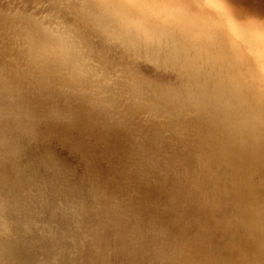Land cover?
<instances>
[{"label":"bare ground","instance_id":"obj_1","mask_svg":"<svg viewBox=\"0 0 264 264\" xmlns=\"http://www.w3.org/2000/svg\"><path fill=\"white\" fill-rule=\"evenodd\" d=\"M48 3L49 0H0V34L9 35L16 44L11 56L0 58V142L8 141L7 146L0 143V203L5 199L10 202L7 213L0 209V264L38 258L25 254L26 242L32 239L23 235V225L26 223H32L34 229L39 225L36 231L44 230L46 224L55 223L61 231L76 236L83 237L87 232L96 237L98 246L103 249L132 248L137 245L154 248L161 242L157 233L169 227L168 222L157 218L159 213L152 207V203L157 200L176 209L168 217L169 221L179 218L180 227L186 228L195 239L208 245L204 254L197 258L217 260L221 264H241L246 259H258L261 245L264 244V219L261 216L264 160L258 157L257 151L235 146L223 128L211 123L212 116L209 118L206 113L205 116L204 113L199 114L201 110L199 113H190V108L187 112L177 102L178 99H171L172 95L170 98L155 97L154 86H149L145 79L138 77L132 84L122 80L117 87L102 86L101 81H94L91 77L74 78L63 62L66 43L58 20L71 24L79 16L83 20L80 26H87L101 37L102 45L110 40L106 47L113 53L110 59L116 60L112 68L124 63L119 59H123L121 45L129 41V34L121 20L109 9L93 7L83 12L65 9L62 10V16H54L53 9L42 6ZM140 48L143 50V47ZM161 50L154 52L163 53ZM168 63L167 66L170 65ZM196 72L199 73L198 70ZM153 74L158 76L159 73ZM189 74L193 75L192 72ZM189 80L184 83L188 84ZM195 81L198 82L197 78ZM189 84L190 87L194 86ZM205 84H202L204 89L208 87ZM227 84L226 89L230 87ZM234 87L231 86L232 89L228 91ZM220 88L217 87L221 92ZM205 93H202V97ZM218 101L220 103V99ZM236 101L239 102L235 98ZM214 102L216 105L217 101ZM225 103L228 105V100ZM236 105L233 107L238 109ZM225 106L223 104V112L227 109ZM208 107L211 108L210 105ZM220 112L219 116L222 114ZM37 114L46 118L47 127L68 135L82 133L94 146L95 158L104 180L98 185V191L87 194V211L80 218L73 217L69 209V205H74L77 198L70 193L66 178L41 163L43 157L40 146L34 145L27 159L22 161V164L32 165L24 174L18 175L11 165L3 164L6 154L13 150L17 140L27 141L33 126L32 117ZM57 115L65 117V120L55 119ZM214 116L217 117V114ZM218 119L221 120L220 117ZM66 122H71L76 128H67ZM141 162L151 168L155 183L147 189L148 195L132 197L131 193L138 187L139 178L129 175L127 170ZM53 191L64 193L67 211L63 216L60 213L53 214L51 210L34 212L32 215L22 211L26 202H30L33 208L42 205ZM173 198L174 204L171 203Z\"/></svg>","mask_w":264,"mask_h":264},{"label":"snow or ice","instance_id":"obj_2","mask_svg":"<svg viewBox=\"0 0 264 264\" xmlns=\"http://www.w3.org/2000/svg\"><path fill=\"white\" fill-rule=\"evenodd\" d=\"M215 8L219 20L234 29L258 30L264 34V0H208ZM53 9L52 15H63L62 10L79 9L83 12L89 8L121 9L126 13L142 20L159 19L165 17L166 9H184L191 6L189 0H49L48 4L42 5ZM39 20V17L36 18ZM67 19V18H65ZM78 21V22H77ZM63 28L66 47L63 52V62L68 67L72 76L76 79L91 77L94 81H101L102 86H117L119 81L126 80L132 84L139 77L146 79L142 73H152L151 67L144 68L140 65L141 57L137 52V45L126 42L121 45L126 62L118 68H112L116 60L106 44L102 45L101 37L87 26L81 27L83 20L79 16L71 24L58 20ZM16 48L12 37L0 34V58L11 56ZM136 61V63H132ZM179 65V60H177ZM175 71L179 77L185 69L180 66L168 69ZM167 79V77H164ZM149 86L170 87L162 85L156 80H146ZM264 93V85L261 87ZM39 107V106H37ZM33 119V126L29 130L27 141L17 140L13 150L6 154L4 166L11 165L18 175L24 174L32 165L22 164L27 159V154L34 145L42 148L41 163L55 169L58 175L66 178L69 191L77 198L74 205H69L72 216L80 218L87 211V194L98 191V185L104 177L100 166L95 158L94 146L88 137L80 135H68L57 132L45 125V119L38 114ZM55 119L64 121L65 117L57 115ZM65 126L75 129L76 125L66 122ZM3 143L7 146L8 141ZM129 175L139 178V184L131 193L132 197L148 195L147 189L151 188L153 172L147 163L141 162L132 169H128ZM172 204L175 203L173 198ZM10 202L5 199L0 203V209L5 213L9 211ZM18 207V205H13ZM152 207L157 210V217L162 222H168L169 227L161 229L157 235L160 244L154 248L150 245L123 249H103L98 246L96 237L85 232L83 237L76 236L71 232L61 231L55 223L44 225V230L36 231L32 223L23 225L25 237H32L26 242L25 254L36 255L35 260L12 261L6 264H221L220 261L211 259H199L204 254L208 245L195 239L186 228L180 227L179 218L168 220L170 214L176 209L168 203L154 201ZM53 214L66 213L64 193L53 191L45 199L42 205L33 208L30 202H26L23 212L28 215L34 212H47ZM261 216L264 219V203L261 204ZM79 230V225H77ZM181 242L183 246H181ZM241 264H264V244L261 245L259 258L256 260H244Z\"/></svg>","mask_w":264,"mask_h":264},{"label":"flooded vegetation","instance_id":"obj_3","mask_svg":"<svg viewBox=\"0 0 264 264\" xmlns=\"http://www.w3.org/2000/svg\"><path fill=\"white\" fill-rule=\"evenodd\" d=\"M189 2L190 4L195 5V6H191V7L184 8V9H166L164 10L165 17L159 18V19L154 17L153 19L146 20V21L138 17H134L121 9L120 10L119 9H109V10H111V12L121 20V23L123 24L124 29L129 34V41L137 45L136 50L138 54L140 53L139 56L141 57L139 61L140 65L144 68L151 67L153 69V73H159L158 76H156L157 74H153V73L151 74L146 73V72L142 73L143 76L146 75L145 78L147 77L145 81L146 80H156L157 83L161 81L159 84L163 83L162 85H170V87H167V88L162 87L161 89L154 86L155 89L153 91V95L155 97L160 96L164 98L165 96L167 98L172 95L171 99L172 100L178 99L177 102H180L181 106L187 112L190 111V108H191L192 111H190V113L191 112L199 113V111L201 110L202 113L200 112L199 114L204 113L203 116H205V113H206V116L209 118H211L212 116L211 120L213 119L212 120L213 122L211 123L223 128V130L225 131L226 134L229 135V137L231 138L235 146L243 147L245 149L252 148L251 150H256L258 153V157L264 160V116H263L264 115V110H263L264 109V98H263L264 93L261 92V87L262 85H264V40L254 35V33L250 29H234V28L229 27L225 23L221 22L219 20V17H218V14L216 13L215 8L211 5V3L208 2V0H189ZM140 47H143V50H141ZM157 47L158 49L159 48L160 49L158 50ZM155 48L157 50H155ZM161 49H163L164 51L163 53H161L162 52ZM154 51L155 52L161 51L158 54H161L163 56L158 55ZM167 52L170 54H168ZM164 53H166L170 59H171L170 55L174 58V59H171L172 63L169 62L170 61L169 58L166 57L167 55L165 54L166 55L165 56ZM149 57L151 58L149 59ZM119 59H121L122 62H126V58L124 57V55H123V59L122 57L121 58L119 57ZM160 59L162 60L159 61ZM156 60L157 62H155ZM177 60L181 62L179 63V65L177 64ZM158 61L163 62L164 64L163 65L162 63L159 64ZM134 62L136 63V61ZM148 62H149V65H148ZM166 63L170 64L171 66L170 65L168 66L171 68H169ZM155 65L159 67L157 68V66ZM180 66H182L185 69L184 73L186 75L187 80H185L186 78L184 77V73H182L183 75L181 74V76H179L181 77L180 79L179 77H176L175 71L174 72L168 71V69H173V68L178 69ZM154 68H155V71L157 70L156 72L154 71ZM196 69L198 70L200 74L197 72H196L197 74H195V71H197ZM169 72L171 73L170 76H169ZM191 72L193 75L189 74ZM191 76H194V77L192 78ZM199 76H201V79L204 80V82L200 80ZM160 77L161 79H158ZM164 77H167V79H164ZM202 77H204V79ZM191 78L192 79L197 78L198 82L195 81V79L192 80ZM212 78L213 79L215 78V79L213 80ZM188 80H189V83H192L191 85H194V86L190 87L189 83H188L189 86H186L188 84H185L184 82L187 83ZM193 81H195L196 83L194 84ZM206 81H207V85L209 88L205 84ZM171 82H173L172 85H171ZM227 83H229L230 87L228 86V88L226 89L227 87L226 85H228ZM202 84H205V86L207 87L206 89L208 91L204 89L205 87ZM209 85H212V86L214 85V87L211 86L212 87L211 88ZM215 85L218 88H220L219 85L220 86L222 85L220 88L222 94L220 90L218 91ZM231 86L232 87L235 86L233 89L235 91L233 90L228 91L229 88L232 89ZM192 87H194L193 89L194 91L191 90ZM195 87L197 89H195ZM201 87L202 88L204 87V88L202 89ZM222 87H225V88H222ZM214 88L217 90H215ZM222 89L223 90L226 89V90L223 91ZM204 90L206 91V93ZM238 91H241V92L237 93ZM242 91H243L244 96L242 95ZM194 92L195 94H193ZM234 92L235 94H233ZM191 93L193 94V96L191 95ZM202 93L206 94L203 96L205 100L202 97L203 95ZM236 93L238 94L237 95L238 97L236 96ZM239 94L241 95L240 98H239ZM196 95L198 98L196 97ZM194 97L196 99H194ZM217 97L219 98L217 99ZM222 97L228 100V105L225 103L227 102V100H223ZM234 97L236 98V100H239V102H241L240 105H236L237 103L239 104V102L237 101H236L237 103L234 102L235 101ZM186 98H189L190 100L189 99L186 100ZM209 98L210 99L214 98V99L212 101V99L209 100ZM230 98L232 99V102L230 101L231 100ZM219 99H220V103L218 101ZM245 99L246 101H249V102H246ZM181 100H183L184 102ZM215 100L217 101L216 105L214 104ZM243 100H244V103H243ZM199 101H201V103ZM221 101L222 102L225 101V102L222 103ZM229 101L231 102V104ZM197 102H199L200 104H198ZM207 102L208 103L210 102V104H208L211 107L210 109L207 105ZM223 104L226 105L225 107L227 108L226 110H228V112L226 110L225 111L227 113L225 111L223 112V110L225 109V108L223 109ZM232 104L233 105L235 104L239 108L237 109V107H233ZM201 105L203 108L201 107ZM212 105L213 106L215 105L214 107L216 109L219 108V106L222 109L220 108V110L219 109L216 110L214 107H212ZM243 106L244 107L247 106L245 107L247 109H245ZM192 107L195 108L197 111L195 109H192ZM198 107L200 109H198ZM231 109H232V113H231ZM252 109H254L256 112L253 111ZM212 110H215V111H212ZM241 110L244 111V113ZM249 110L251 112H249ZM220 111L222 112V114ZM219 112L221 114L220 116L218 114ZM229 113H231V116ZM249 113H252L253 115ZM216 114L218 118L219 117L221 118V120L214 116ZM239 115H241V119ZM232 116L234 117L233 120H232ZM256 116H258V118ZM214 118H216L217 120L216 122H214L215 121ZM231 121L232 123H230ZM252 131L255 133H253Z\"/></svg>","mask_w":264,"mask_h":264},{"label":"rangeland","instance_id":"obj_4","mask_svg":"<svg viewBox=\"0 0 264 264\" xmlns=\"http://www.w3.org/2000/svg\"><path fill=\"white\" fill-rule=\"evenodd\" d=\"M254 35L258 36L260 39L264 40V34H262L260 31L258 30H251Z\"/></svg>","mask_w":264,"mask_h":264}]
</instances>
